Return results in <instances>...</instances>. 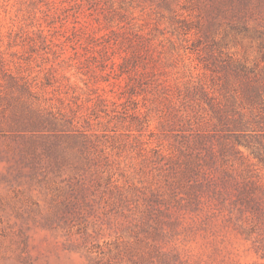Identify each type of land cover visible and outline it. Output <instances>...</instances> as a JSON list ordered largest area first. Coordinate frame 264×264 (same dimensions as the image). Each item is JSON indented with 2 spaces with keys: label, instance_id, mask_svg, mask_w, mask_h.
Masks as SVG:
<instances>
[{
  "label": "rangeland",
  "instance_id": "obj_1",
  "mask_svg": "<svg viewBox=\"0 0 264 264\" xmlns=\"http://www.w3.org/2000/svg\"><path fill=\"white\" fill-rule=\"evenodd\" d=\"M264 0H0V264H264Z\"/></svg>",
  "mask_w": 264,
  "mask_h": 264
},
{
  "label": "trees",
  "instance_id": "obj_2",
  "mask_svg": "<svg viewBox=\"0 0 264 264\" xmlns=\"http://www.w3.org/2000/svg\"><path fill=\"white\" fill-rule=\"evenodd\" d=\"M256 252L260 254V258L264 260V242L256 245Z\"/></svg>",
  "mask_w": 264,
  "mask_h": 264
}]
</instances>
